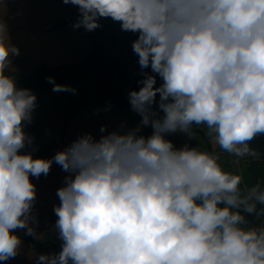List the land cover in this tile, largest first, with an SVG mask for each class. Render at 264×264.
Instances as JSON below:
<instances>
[{
    "label": "clouds",
    "instance_id": "9594fccd",
    "mask_svg": "<svg viewBox=\"0 0 264 264\" xmlns=\"http://www.w3.org/2000/svg\"><path fill=\"white\" fill-rule=\"evenodd\" d=\"M63 3L78 7L75 28L93 31L111 18L138 33L133 52L155 75L144 73L128 98L153 131L86 133L51 159L22 151L37 97L9 73L20 53L0 23V262L19 254L16 230L33 233L31 177L55 162L69 173L54 207L63 243L37 264H264V224L248 227L246 218L264 217V181L249 186L218 154L166 138H192L203 125L223 152L256 155L248 142L264 134V0Z\"/></svg>",
    "mask_w": 264,
    "mask_h": 264
},
{
    "label": "crops",
    "instance_id": "0c3cea01",
    "mask_svg": "<svg viewBox=\"0 0 264 264\" xmlns=\"http://www.w3.org/2000/svg\"><path fill=\"white\" fill-rule=\"evenodd\" d=\"M79 15L77 6L64 4L63 0H0V23L6 25V35L11 44L19 48L20 53L11 57L9 73L25 80L41 79L49 76L39 71L41 67L50 69L65 65L69 68L85 61L92 46L88 38L73 26ZM64 19H68V22L53 27L56 22ZM113 80L117 85L121 83L118 78ZM17 86L31 89L37 97L32 122L24 127L32 142L22 150L31 152L33 158L51 159L58 151L64 150L86 133L99 139L101 135L113 131L123 133L140 126V135L147 137L152 134L151 126L141 125L142 117L137 112L125 113L93 95V91L79 105L81 99L73 102L70 95L64 91H54L49 86L20 83ZM124 92H127V88ZM158 103L159 98L157 104L153 105V110L162 116ZM101 126H106L105 133H101ZM185 135L178 132L168 134L166 138L176 148H180L182 146L178 145L179 140L187 144ZM254 150L259 149L254 148L252 151ZM247 161L251 162L250 158ZM68 175L54 162L47 176L41 175L38 179L31 177L36 186V199L32 208L34 219L30 221L34 231L29 234L24 229L16 230L22 240L19 254L0 264H37V258L41 254H58L55 244L62 247L63 241L55 227L58 217L54 207L60 203L57 189L64 186ZM254 175L257 179L260 177V174ZM260 181L262 180H256V183ZM246 218L248 227H260L264 224V217L247 215ZM23 237L39 242L34 244Z\"/></svg>",
    "mask_w": 264,
    "mask_h": 264
},
{
    "label": "trees",
    "instance_id": "16d2710c",
    "mask_svg": "<svg viewBox=\"0 0 264 264\" xmlns=\"http://www.w3.org/2000/svg\"><path fill=\"white\" fill-rule=\"evenodd\" d=\"M68 19H64L56 22L54 26L62 25L67 23ZM99 24L101 25L99 28L95 29V32L99 36L101 47H102V59L107 64L110 75H111V85L117 88L120 92L124 93L126 96L125 102V113L132 112L131 105L129 103V93L133 90L138 91L141 85L138 81L144 78V73L155 75L151 72V68L141 69L138 63V56L133 52L132 43L138 38V33H133L130 31H123L121 29V25L119 22L113 21L111 18H100ZM84 62V61H83ZM83 62L79 63L81 65ZM78 65V66H79ZM68 67L65 65H60L55 68H45L41 67L39 71L44 72L49 75L48 77L58 78L62 72ZM17 83L23 85H31L36 86L31 83V80L21 79L15 76ZM114 78H118L120 80V84L114 83ZM67 78L63 79L59 85H62ZM33 80V79H32ZM162 83V80L159 76H157V84L158 87ZM78 90H83V86L79 85ZM125 88H127V92H124ZM90 91H93V95L99 97L98 90L95 87V83L93 87H89L88 91L84 92L80 97L79 105H82L90 96ZM65 94L70 95L68 91H64ZM71 96V95H70ZM159 98L157 95L156 100ZM209 138V137H208ZM40 151V150H39ZM26 238L32 241L34 244H38L39 241L33 238ZM55 250L57 253L61 251V247L55 244Z\"/></svg>",
    "mask_w": 264,
    "mask_h": 264
},
{
    "label": "water",
    "instance_id": "95a60500",
    "mask_svg": "<svg viewBox=\"0 0 264 264\" xmlns=\"http://www.w3.org/2000/svg\"><path fill=\"white\" fill-rule=\"evenodd\" d=\"M78 29L91 43L92 48L89 57L79 66L66 68L58 78L46 77L33 79L31 80V83L36 86H55L59 85L63 79L69 77L75 79L82 77H94L95 87L98 90L99 96L118 109L124 110L126 96L124 93L120 92L117 88L111 85L109 68L102 59V47L99 36L95 30L86 31L83 27H79ZM49 78L52 79L49 80ZM192 132H199L202 134L206 143V151L212 153V146L206 134L200 129L193 130ZM224 169L233 171L231 168Z\"/></svg>",
    "mask_w": 264,
    "mask_h": 264
},
{
    "label": "rangeland",
    "instance_id": "374dc122",
    "mask_svg": "<svg viewBox=\"0 0 264 264\" xmlns=\"http://www.w3.org/2000/svg\"><path fill=\"white\" fill-rule=\"evenodd\" d=\"M62 85L69 86L71 89H74L75 91H68L71 95L72 101L75 102L78 101L82 94L86 91H88V88L94 86V77H82L79 79H75L72 77H69L65 80V82ZM83 86V90H78V86ZM50 88H54V86H49ZM200 129L205 132L207 137H209V142L212 146V153L218 154L220 156V164L223 168L225 167H231L233 171H236L238 174L242 175L244 177V181L246 184L251 186L252 184L256 183V180H262L264 181V162L261 164L249 162L247 160H252L253 155H246L239 158V161H234L232 165L228 164V159L230 156L223 152L219 145L216 143L214 137L209 134L206 126H195L193 125L192 131ZM185 134V133H184ZM186 140L187 145L189 147H198L201 151H206V143L201 133L192 132V138H189V136L186 134ZM185 138V137H184ZM179 146H184L185 144L182 143L180 140L178 141ZM249 143V147L251 150L254 148H257L259 150H254L256 154H262L264 155V134H258L256 137H254ZM257 172V173H256ZM254 174H260V177L258 179L255 177Z\"/></svg>",
    "mask_w": 264,
    "mask_h": 264
},
{
    "label": "built area",
    "instance_id": "2783aa9c",
    "mask_svg": "<svg viewBox=\"0 0 264 264\" xmlns=\"http://www.w3.org/2000/svg\"><path fill=\"white\" fill-rule=\"evenodd\" d=\"M228 155L230 156V158H229V162H230V163H231L232 161H234V160H238V159L240 158V157L235 156V155L230 154V153H228ZM252 161H253L254 163L261 164L262 162H264V155H262V154H256V155H254V156L252 157Z\"/></svg>",
    "mask_w": 264,
    "mask_h": 264
},
{
    "label": "flooded vegetation",
    "instance_id": "af4514ba",
    "mask_svg": "<svg viewBox=\"0 0 264 264\" xmlns=\"http://www.w3.org/2000/svg\"><path fill=\"white\" fill-rule=\"evenodd\" d=\"M235 161V160H234ZM234 161H232L231 163L229 162V159H228V164L229 165H232V163H234ZM225 168H231V167H225Z\"/></svg>",
    "mask_w": 264,
    "mask_h": 264
}]
</instances>
